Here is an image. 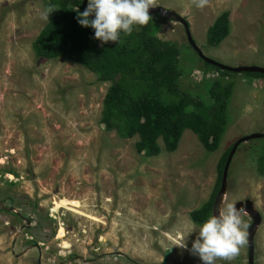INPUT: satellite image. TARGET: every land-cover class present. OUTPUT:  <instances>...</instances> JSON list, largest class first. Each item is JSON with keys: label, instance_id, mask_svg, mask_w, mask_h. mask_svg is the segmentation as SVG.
<instances>
[{"label": "rangeland", "instance_id": "1", "mask_svg": "<svg viewBox=\"0 0 264 264\" xmlns=\"http://www.w3.org/2000/svg\"><path fill=\"white\" fill-rule=\"evenodd\" d=\"M158 3L188 20L205 55L229 65L264 66V0H208L203 8L192 0ZM224 9L230 11L229 32L208 44L206 29ZM45 11L42 0H0V264H203L189 251L202 226L189 212L210 197L218 158L229 144L264 131V76L224 75L233 87L215 150L184 128L173 151L159 137L161 151L145 156L134 147L137 135L122 137L99 121L109 80L64 56L35 55L31 42ZM152 31L178 43L179 84L209 105L208 88L218 72L204 65L183 24L154 14ZM260 156L264 136L237 145L222 198L249 197L260 212L255 264H264ZM62 198L79 204L58 207ZM241 214L249 225L250 216ZM189 222L196 231L187 249L172 247ZM216 264H247V246L234 260Z\"/></svg>", "mask_w": 264, "mask_h": 264}, {"label": "trees", "instance_id": "2", "mask_svg": "<svg viewBox=\"0 0 264 264\" xmlns=\"http://www.w3.org/2000/svg\"><path fill=\"white\" fill-rule=\"evenodd\" d=\"M42 1L46 10L49 7L55 10L32 40L33 51L36 56H64L94 72L98 80L110 81L99 117L105 129H114L122 137L137 135L134 147L145 156L161 151L159 137L164 148L173 151L184 128H190L206 150L218 147L226 123L227 99L233 87L231 80L224 79L230 70L201 58L205 66L218 72L208 88L212 101L207 105L198 95L180 86L178 43L153 32L152 20L147 26L134 25L130 36L121 32L120 41L103 43L94 38L92 27L78 22L79 13L75 9L83 12L81 0ZM229 15V9H224L208 25V44L216 45L228 34ZM243 72L264 76L257 71ZM232 143L218 158L217 177L210 197L189 212L192 220L200 225L212 216L213 198ZM257 172L264 175V156L257 157ZM4 201V198L0 200V208L5 207ZM120 255L130 263L135 262L125 253Z\"/></svg>", "mask_w": 264, "mask_h": 264}, {"label": "clouds", "instance_id": "3", "mask_svg": "<svg viewBox=\"0 0 264 264\" xmlns=\"http://www.w3.org/2000/svg\"><path fill=\"white\" fill-rule=\"evenodd\" d=\"M203 8L208 0H192ZM158 0H88L85 11L80 12L78 22L84 27L95 30L94 38L107 43L120 41L121 32L130 36L133 26H147L152 20L150 8L158 6ZM55 9L49 7L42 18L47 20ZM95 14L94 19L89 17ZM248 224L244 221L241 210L233 202L222 201L219 214L210 216L199 228L198 235L191 249L192 255H197L203 264H216L218 259L232 261L248 243ZM196 231L195 225H185L184 235L172 240V247L187 249V237Z\"/></svg>", "mask_w": 264, "mask_h": 264}, {"label": "water", "instance_id": "4", "mask_svg": "<svg viewBox=\"0 0 264 264\" xmlns=\"http://www.w3.org/2000/svg\"><path fill=\"white\" fill-rule=\"evenodd\" d=\"M87 4H88V0H81L82 11L86 10ZM149 13L150 14L157 13V14L165 17V18H170V19H174V20L181 22L184 26L185 33H186V36H187L189 43L192 45L194 50L198 53L199 57L202 58L204 61H206L210 64H213L217 67H220L222 69H227V70H231V71H238V72H240V71L256 72L257 71V72L264 73V66H261V65H256V64L229 65V64H225V63H222L220 61H217V60L205 55L201 51L199 46L196 44V42H195V40H194V38L190 32L188 20L183 15L178 13L177 11L170 9V8H166V7L161 6V5H158L155 8H150ZM89 18L94 19L95 14L93 13ZM260 136H264V131H262V132H251V133H248L245 135H241L240 137L235 139V141L232 143V146H231V148L228 152V155L226 157V160L224 162L219 187H218L216 194L213 198L212 207H211V215H218L219 214L220 204H221L223 195L226 192V188H227L228 167H229V164H230L231 159L233 157V154L237 148V145L241 141L246 140L248 138L260 137ZM233 203L236 204V207L239 210L246 212L251 218V221H250V223L248 225V229H247V231H248L247 264H255V262H254V248H255L254 236H255L258 225L261 223V219H262L261 214L258 211V209L255 207L253 200L249 197H247L243 200H241V199L237 200Z\"/></svg>", "mask_w": 264, "mask_h": 264}, {"label": "bare ground", "instance_id": "5", "mask_svg": "<svg viewBox=\"0 0 264 264\" xmlns=\"http://www.w3.org/2000/svg\"><path fill=\"white\" fill-rule=\"evenodd\" d=\"M57 204H58V207H66V206H68L69 204H74V205H78L79 204V202H77V201H74V202H70V200H68V199H66V198H62V199H59L58 201H57ZM63 230L64 229H61V231H60V234L62 235L63 234Z\"/></svg>", "mask_w": 264, "mask_h": 264}]
</instances>
